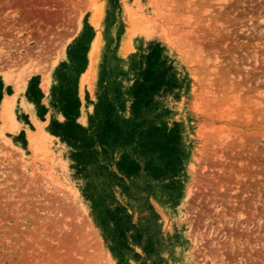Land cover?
I'll list each match as a JSON object with an SVG mask.
<instances>
[{
    "label": "rangeland",
    "instance_id": "374dc122",
    "mask_svg": "<svg viewBox=\"0 0 264 264\" xmlns=\"http://www.w3.org/2000/svg\"><path fill=\"white\" fill-rule=\"evenodd\" d=\"M126 10L146 27L130 34ZM83 33L76 121L84 126L102 95L129 115L130 87L151 41L173 66L176 85L155 94L147 113L177 126L182 150L172 197L161 183L148 198L157 264H264V0H0L2 98H12L11 118L0 112V264H153L138 246L139 257L111 251L84 194V172L46 130L51 114L64 120L50 105L51 88ZM34 75L43 116L26 96ZM17 80H24L18 92ZM133 181L135 191L142 177ZM105 191L112 207L141 220L144 199L112 183Z\"/></svg>",
    "mask_w": 264,
    "mask_h": 264
},
{
    "label": "trees",
    "instance_id": "16d2710c",
    "mask_svg": "<svg viewBox=\"0 0 264 264\" xmlns=\"http://www.w3.org/2000/svg\"><path fill=\"white\" fill-rule=\"evenodd\" d=\"M87 43L83 33L68 47L70 63L62 62L56 68L59 82L51 88L50 105L64 120L51 114L46 130L70 147V157L77 170L84 172L87 179L84 194L92 200L111 251L120 259L129 255L139 257L134 249L138 246L144 257L157 264L162 262L161 243L153 229L157 217L148 198L156 194V186L161 183L160 191L167 198L172 197L182 150L177 126L155 123L147 113L156 105L155 94L171 93L176 85L173 66L163 53V46L151 41L146 53L141 55L138 74L130 87L129 115L122 117L118 109L123 104L102 95L95 103L88 125L84 126L76 121L80 107L77 79L86 64ZM2 89L0 80V100ZM26 96L36 105L38 115L43 116L47 107L41 103L37 75L30 78ZM139 177L142 183L133 191V180ZM110 183L117 185L128 197L144 199L140 204V212H145L141 220L134 222L125 207L110 205L105 191ZM138 192L144 195H137Z\"/></svg>",
    "mask_w": 264,
    "mask_h": 264
},
{
    "label": "bare ground",
    "instance_id": "6f19581e",
    "mask_svg": "<svg viewBox=\"0 0 264 264\" xmlns=\"http://www.w3.org/2000/svg\"><path fill=\"white\" fill-rule=\"evenodd\" d=\"M124 17H125V19H126V22L128 23V25H127V27H128V32L130 33V32H133L134 30H137V29H141L143 26L144 27H146V25H141V27H140V25H134L133 24V22H132V16L130 15V12L129 11H124ZM95 17V16H94ZM146 24V23H145ZM145 29V28H144ZM143 29V31H145ZM148 29V28H147ZM148 31V30H147ZM150 31V30H149ZM135 32V31H134ZM129 33L127 34V35H129ZM131 34V33H130ZM95 40V39H94ZM93 42V41H92ZM91 46V49H90V51H89V53H88V58H89V63H88V66H87V70L85 71V72H87V71H90V70H92V64H93V53H94V49L96 48L95 47V42H93L92 43V45H90ZM96 50V49H95ZM85 72L84 73H82V80H83V77H84V75H85ZM17 83H16V85H15V91L16 92H18L19 90H22L23 89V86H24V80H17L16 81ZM15 93V92H14ZM13 95V94H12ZM11 96H8V95H4V97L2 98V100H1V103H0V112H2L1 114H3V113H5V114H7L10 118H11V115H12V113H11ZM7 116V117H8ZM8 117V118H9ZM10 118H9V121H10ZM2 119H4V117L2 118ZM5 120V119H4ZM6 120H8L7 118H6ZM8 121V122H9ZM7 122V121H6ZM8 127V126H7ZM6 127V128H7ZM41 133V132H40ZM46 133V132H45ZM47 134V133H46ZM30 136V135H29ZM31 137V136H30ZM35 147V146H34Z\"/></svg>",
    "mask_w": 264,
    "mask_h": 264
}]
</instances>
